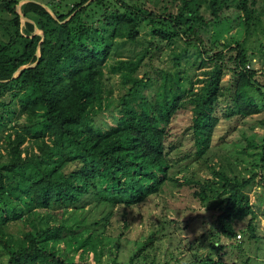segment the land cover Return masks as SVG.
<instances>
[{"label": "trees", "instance_id": "trees-1", "mask_svg": "<svg viewBox=\"0 0 264 264\" xmlns=\"http://www.w3.org/2000/svg\"><path fill=\"white\" fill-rule=\"evenodd\" d=\"M159 3L0 0V264H264L260 215L247 192L258 176L264 189L257 170L264 143L247 140L261 155L246 175L204 157L222 122L219 141L264 108V69L254 67L255 57L264 63V0ZM234 26L242 39L221 37ZM146 27L169 46L184 44L156 85L137 74L156 43L107 64L121 41L136 42ZM106 67L130 85L114 120L97 124L94 116L113 103ZM180 114L207 166L203 180L171 173L179 161L172 121ZM29 136L33 144L23 146ZM168 183L192 189L214 218L186 259L171 247L161 262L155 251L175 220L155 198ZM93 201L117 205L103 236L74 212ZM149 202L164 214L129 210ZM13 220L24 223L18 235L6 229ZM80 249L92 250L94 263L68 256Z\"/></svg>", "mask_w": 264, "mask_h": 264}, {"label": "rangeland", "instance_id": "rangeland-1", "mask_svg": "<svg viewBox=\"0 0 264 264\" xmlns=\"http://www.w3.org/2000/svg\"><path fill=\"white\" fill-rule=\"evenodd\" d=\"M67 1L72 3L74 0ZM170 3L171 0H160L159 4L163 6ZM22 20L24 21V19ZM221 37L227 38V41H233L234 38L242 39L244 37V30L242 26H234L229 30L222 29ZM121 42L119 48L112 52L108 58L107 64L114 62L120 57H135L137 53L142 52L148 47L151 42L156 43L157 46L150 48L149 54L144 58L137 71L139 76L147 75L152 77L155 85L159 84L164 74L174 67L171 58L174 54H179L184 45L181 40H178L176 45L169 46L158 37L152 35L147 27L140 32V36L136 42ZM254 67L259 73L264 69V63L260 58H254ZM202 69L203 68H198L197 72H201L200 70ZM259 76L264 83L261 75ZM104 78V82L110 89L111 98L109 100L113 103L94 116L97 124L111 123L114 120L118 97L130 85V83L123 81L119 73L109 72L107 67ZM223 78L228 79L229 75H225ZM219 105L221 109L224 107V104ZM188 120L187 114H180L177 116V119H175L176 122L174 120L172 121L174 125L171 133L176 145L172 152V156L174 158L178 157L179 161L175 162L171 168V173L178 174L179 176H193L196 179L203 180L207 174V166L203 158H198L194 155L192 135L187 129ZM225 124V122H222L221 126H219L217 132L214 134L215 142L213 146L206 151L204 157L209 159L217 167L229 173L246 175L251 171L249 168L254 166L256 162L260 163L261 147L247 146V140L256 141L260 144L264 143V108L257 113L244 117L237 123L235 129L225 136L223 141H219V135L226 132ZM15 126L21 127L20 124H16ZM2 142V146L0 147L2 155L0 158H4L6 154L4 148L5 142L4 140H2ZM31 144H33V138L29 136L23 146H29ZM257 170L264 173V167L257 166ZM247 192L250 195L253 207L260 215L258 228L264 236V189L260 184L259 176L247 188ZM155 199L160 200V204L164 203L167 218L175 220L171 223L169 222V230L167 231L166 237L158 242V248L155 252L162 262L169 257L168 248L172 247L175 250V254H178V256L184 252L186 259L191 252V247L188 244L193 242L203 231H207L211 228L214 218L212 215L213 212L203 207L200 201L194 197L192 189L186 186L179 187L173 183H168ZM160 204L156 206L154 202H149L147 204L133 206L129 208V210L136 212L140 209L145 215L147 211L152 209L155 213L162 216L164 213L160 210ZM116 209L117 205L112 203L106 201H93L86 204L83 208L74 210V212L79 216L77 221L81 222V218H83V220L85 219V226L93 228V232L100 233L103 236V231L105 229L104 218L107 217L109 212L112 210L115 211ZM69 210L71 212L73 209L69 208ZM70 222H72L70 223L72 228L76 227L73 221ZM23 224L22 220H13L9 222L6 229L18 235L21 229H24ZM107 232H109L108 227H106V233ZM68 256L74 257L75 260L94 263L92 250L89 251L88 255L82 253V249L75 254L70 251Z\"/></svg>", "mask_w": 264, "mask_h": 264}, {"label": "water", "instance_id": "water-1", "mask_svg": "<svg viewBox=\"0 0 264 264\" xmlns=\"http://www.w3.org/2000/svg\"><path fill=\"white\" fill-rule=\"evenodd\" d=\"M22 19H25L24 15L21 13Z\"/></svg>", "mask_w": 264, "mask_h": 264}, {"label": "built area", "instance_id": "built-area-1", "mask_svg": "<svg viewBox=\"0 0 264 264\" xmlns=\"http://www.w3.org/2000/svg\"><path fill=\"white\" fill-rule=\"evenodd\" d=\"M250 66V64H247V67H249ZM238 237H239V235H238Z\"/></svg>", "mask_w": 264, "mask_h": 264}]
</instances>
